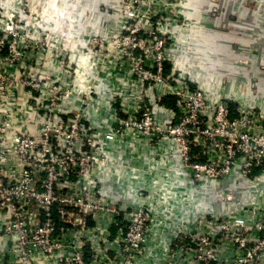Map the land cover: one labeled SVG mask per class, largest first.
<instances>
[{
	"label": "built area",
	"instance_id": "obj_1",
	"mask_svg": "<svg viewBox=\"0 0 264 264\" xmlns=\"http://www.w3.org/2000/svg\"><path fill=\"white\" fill-rule=\"evenodd\" d=\"M26 1L10 2L20 8ZM194 1L200 0H115L98 14L117 16L115 34L107 36L98 24L100 34L52 74L39 71L46 64L41 26L22 24L32 17L24 8L0 10V62L11 64L9 51L17 47L26 55L22 73H0V253L6 264H97L98 258L102 264L109 252L119 253L125 232L116 228L136 217L140 229L151 214L149 196L135 189L124 195L128 200L116 198L94 174L105 169V176H126L116 168L123 143L144 140L157 158L165 144L201 190L225 180L233 185L234 173L251 181L264 167V111L242 107L232 116L233 98L214 92L211 79L201 80L195 57L208 20L188 4ZM68 3V12L76 8ZM84 60L93 62V84L84 83ZM102 85L108 88L103 95ZM250 208L259 220L251 242L264 247V208ZM225 218L222 230L232 235L237 218ZM188 236L176 235L171 247Z\"/></svg>",
	"mask_w": 264,
	"mask_h": 264
},
{
	"label": "crops",
	"instance_id": "obj_2",
	"mask_svg": "<svg viewBox=\"0 0 264 264\" xmlns=\"http://www.w3.org/2000/svg\"><path fill=\"white\" fill-rule=\"evenodd\" d=\"M64 1H70L76 6L69 11L75 13L72 14V18L73 16L76 18V21L72 22L74 26L70 29L68 46L73 60L77 58L78 49L84 48L92 36L100 34L99 25L106 29L104 34L107 36L115 34L113 29L117 16L113 13L108 16L98 15L104 13L107 7L114 5L115 0H94L97 10L93 9L94 6L91 4L93 0ZM198 7L201 8V15L208 20H204L208 23H203L206 26L202 30L206 39L203 40L195 57V64L201 66L203 70L202 82L205 84L211 79L213 81L211 85L215 87L214 92L228 94L233 98L232 116H237L242 107H256L264 111V0H200ZM77 22H80V26ZM87 61L84 60L81 65L85 70L84 83L93 84L95 78L88 73L93 62ZM82 87L86 85H81L80 90ZM103 87L104 85L101 86ZM107 89L104 87L100 91L101 95ZM107 114L108 112H105V115ZM92 118L98 120L95 115ZM121 148L119 161L122 165L120 167L116 165V168L127 171L125 177L124 174L118 175L116 172L107 173L105 176L106 173H102L100 169L95 170L94 174L96 177L105 178L104 187L107 193L116 195V198L120 196L123 200H128L124 195L127 196L135 189L149 196L150 202L147 205L150 209L154 207L153 222L160 221V224L162 222V225L171 227L164 228V233L163 228L159 229V234L153 238L154 243H163L160 249L163 253L171 247L184 222L191 221L190 214L206 211L210 206L219 213L226 211L233 213L245 205L264 208V167L255 171L251 181L242 179L234 173L231 178L234 180L233 185L225 180L224 183H208L201 190L186 178L187 171L184 166L169 158L165 144L161 147V150H164L162 158L153 156V148L144 140L135 139L128 144L123 143ZM239 185L241 186L238 187ZM236 193L244 194L243 203L237 201L240 195L234 200ZM251 214L244 213L241 219L254 222L255 217ZM160 224H156L154 228H158ZM152 259L149 258L145 264H149ZM0 264H6L1 253Z\"/></svg>",
	"mask_w": 264,
	"mask_h": 264
},
{
	"label": "rangeland",
	"instance_id": "obj_3",
	"mask_svg": "<svg viewBox=\"0 0 264 264\" xmlns=\"http://www.w3.org/2000/svg\"><path fill=\"white\" fill-rule=\"evenodd\" d=\"M10 1L0 0V10L2 12L12 11L14 7L16 9L24 8L26 16L32 15V17L30 16L22 24L25 27L41 26V29H43L42 57H44L46 64L41 65L39 71L52 74L59 71L60 64L64 63L67 65L70 54L68 51L69 34L72 26L70 24L72 17L68 14L69 3L67 1L44 0L43 5H41L39 0H27L24 3L26 6L17 8L15 5H11ZM60 2L62 4L59 5ZM91 4L94 6L93 9L97 10L94 0ZM188 4L193 9L199 6V3L195 1ZM92 5L90 6L92 7ZM177 5L179 3H174V11H178ZM62 13L67 14L68 17L65 18ZM90 14H92V10ZM28 35L35 36L31 28ZM16 39L17 45L23 43L20 31L17 32ZM61 44L65 45V47ZM9 52L13 62L9 63V65L0 62V73H22V62L26 58V55H23L24 51L17 47ZM3 57H8L7 52L3 54ZM64 57H67L65 62L62 61ZM109 150V152H113L115 149ZM100 170H102V173L105 171V169ZM238 195H240V198L237 201L243 203V193H236L234 200L238 198ZM222 198L225 199L224 196ZM211 207L206 211L198 212L199 215L196 213L190 214L192 222L185 221L180 232H178L179 235L186 233L189 236L183 241H179L177 245L174 244L168 248L165 253L160 250L163 243H154L153 238L156 234H159V229L163 228L164 233V228L170 229L171 227L162 225V222L160 224V221L157 223L153 222L154 207L151 208L148 222L145 225H141L140 229H137L138 225L135 224L136 217L128 219V222L123 221L116 228V230L123 228L125 232L120 251L119 253L109 252L108 260H105L102 264H145L149 258H153L149 264H264V247L261 244L251 242L254 237H257L256 233H259L258 215L255 214L258 210L250 208L251 205H245L233 211L231 216L237 219L232 222L234 228L232 235H228V231L222 230V227L225 226L224 224L227 221L225 215H228L229 212L219 213ZM250 212L255 217L253 219L255 222L250 223L249 220H241L244 217V213L247 215ZM156 224L160 225L155 229ZM129 227L133 228L130 229ZM251 234L253 235L252 239L249 237ZM249 250L254 251L252 252V258L248 256ZM97 260V264H100V258Z\"/></svg>",
	"mask_w": 264,
	"mask_h": 264
},
{
	"label": "trees",
	"instance_id": "obj_4",
	"mask_svg": "<svg viewBox=\"0 0 264 264\" xmlns=\"http://www.w3.org/2000/svg\"><path fill=\"white\" fill-rule=\"evenodd\" d=\"M169 104L173 105V101L169 102Z\"/></svg>",
	"mask_w": 264,
	"mask_h": 264
}]
</instances>
